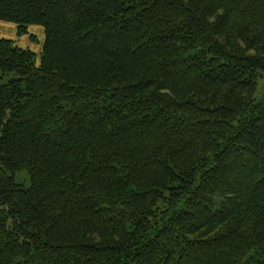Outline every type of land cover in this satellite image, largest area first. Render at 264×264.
I'll return each instance as SVG.
<instances>
[{"label": "trees", "instance_id": "16d2710c", "mask_svg": "<svg viewBox=\"0 0 264 264\" xmlns=\"http://www.w3.org/2000/svg\"><path fill=\"white\" fill-rule=\"evenodd\" d=\"M0 264H264V0H0ZM25 171L29 186L14 174Z\"/></svg>", "mask_w": 264, "mask_h": 264}, {"label": "rangeland", "instance_id": "374dc122", "mask_svg": "<svg viewBox=\"0 0 264 264\" xmlns=\"http://www.w3.org/2000/svg\"><path fill=\"white\" fill-rule=\"evenodd\" d=\"M2 27L0 28V38L10 39L14 41L15 45L32 51L35 55V62H38L44 42V33L41 27H27L26 34L20 36L16 34L12 24H5ZM255 99H264V75L258 81ZM14 181L17 184L29 186V177L25 171L15 173Z\"/></svg>", "mask_w": 264, "mask_h": 264}, {"label": "crops", "instance_id": "0c3cea01", "mask_svg": "<svg viewBox=\"0 0 264 264\" xmlns=\"http://www.w3.org/2000/svg\"><path fill=\"white\" fill-rule=\"evenodd\" d=\"M0 24H2V25H0V28H3L2 26L5 25L4 23H1V22H0ZM10 25H11V24H10ZM13 27H14V26H13ZM14 30H15V27H14ZM15 31H16V30H15Z\"/></svg>", "mask_w": 264, "mask_h": 264}]
</instances>
